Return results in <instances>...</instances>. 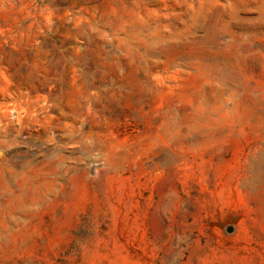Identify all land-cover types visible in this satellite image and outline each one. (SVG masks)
Masks as SVG:
<instances>
[{
  "label": "rangeland",
  "instance_id": "1",
  "mask_svg": "<svg viewBox=\"0 0 264 264\" xmlns=\"http://www.w3.org/2000/svg\"><path fill=\"white\" fill-rule=\"evenodd\" d=\"M0 264H264V0H0Z\"/></svg>",
  "mask_w": 264,
  "mask_h": 264
},
{
  "label": "water",
  "instance_id": "2",
  "mask_svg": "<svg viewBox=\"0 0 264 264\" xmlns=\"http://www.w3.org/2000/svg\"><path fill=\"white\" fill-rule=\"evenodd\" d=\"M227 231H231V228H228Z\"/></svg>",
  "mask_w": 264,
  "mask_h": 264
}]
</instances>
